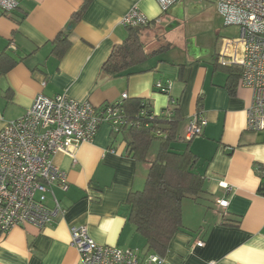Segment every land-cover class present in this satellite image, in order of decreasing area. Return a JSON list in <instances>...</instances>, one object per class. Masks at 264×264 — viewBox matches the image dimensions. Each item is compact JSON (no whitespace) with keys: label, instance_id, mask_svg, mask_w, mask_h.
Returning a JSON list of instances; mask_svg holds the SVG:
<instances>
[{"label":"crops","instance_id":"obj_1","mask_svg":"<svg viewBox=\"0 0 264 264\" xmlns=\"http://www.w3.org/2000/svg\"><path fill=\"white\" fill-rule=\"evenodd\" d=\"M133 5L151 20L140 33L145 57L110 74L102 66L126 38L128 28L120 20ZM163 14L156 0H22L12 11H0V130L24 115L39 93L94 106L121 101L126 93L154 113L166 109L171 98L178 100L177 132L183 137L178 146L198 157L203 192L201 203L186 198L191 213L185 217L182 208V229L170 240L165 262L264 264V195L258 193L264 132L246 128L252 91L235 84L231 72L238 66L229 70L217 61L218 42L212 53L187 39L186 50L172 52L173 58L167 56L171 41L148 49L143 37L148 28L161 26ZM176 24L172 19L167 28ZM61 33L67 43L56 41ZM157 81L171 82L168 93L157 89ZM196 114L207 123L200 135L187 139L186 125ZM55 162L68 179L67 190L52 188L64 211L43 228L28 224L0 234V264H82L69 243L73 225H86L95 242L131 249L141 260L154 253L128 221L125 204L130 192L144 185L149 162L126 154L122 134L113 135L103 122L74 157L58 154ZM221 198L228 200L224 208L217 204Z\"/></svg>","mask_w":264,"mask_h":264},{"label":"built area","instance_id":"obj_2","mask_svg":"<svg viewBox=\"0 0 264 264\" xmlns=\"http://www.w3.org/2000/svg\"><path fill=\"white\" fill-rule=\"evenodd\" d=\"M22 0H0V11L8 13ZM226 25L238 24L237 38L221 37L217 44V61L221 65L238 66V85L252 91L246 108V128L264 130V0H212ZM167 12L177 0H156ZM126 27L147 26L151 20L133 5L121 17ZM160 92L168 93L171 82L157 81ZM122 98L127 94L122 93ZM174 103V100H170ZM107 122L118 130L125 119L122 110L112 102L94 106L64 94H37L26 113L7 121L0 130V234L17 226H46L64 210L53 192V185L67 190L66 172L55 162L58 154L74 157L76 149L96 134ZM207 123L205 116L193 115L185 128L191 139L201 133ZM48 195L52 205L47 203ZM228 200H217L226 207ZM69 243L76 248L82 264H167L156 253L141 260L131 249L95 242L86 225L70 227Z\"/></svg>","mask_w":264,"mask_h":264},{"label":"trees","instance_id":"obj_3","mask_svg":"<svg viewBox=\"0 0 264 264\" xmlns=\"http://www.w3.org/2000/svg\"><path fill=\"white\" fill-rule=\"evenodd\" d=\"M147 26L127 27L126 38L113 48L102 69L116 74L145 57L140 33ZM65 34H59L56 41L67 43ZM227 68L235 71L233 66ZM239 71L231 72L236 85ZM230 92L233 93L231 87ZM173 100L160 113H154L147 103L136 98L112 102L121 108L125 119L118 130H112L113 135L122 134L128 156L149 162L143 188L131 191L126 200L127 219L143 236L147 249L160 256H164L173 235L182 229L183 199H197L203 192L202 177L196 169L198 157L188 146H178L183 137L177 132L179 102ZM155 139L158 147L149 160V149ZM259 172L258 193L264 195V167H259Z\"/></svg>","mask_w":264,"mask_h":264},{"label":"rangeland","instance_id":"obj_4","mask_svg":"<svg viewBox=\"0 0 264 264\" xmlns=\"http://www.w3.org/2000/svg\"><path fill=\"white\" fill-rule=\"evenodd\" d=\"M177 3L173 10L164 12L161 26L148 28L146 31L143 39L146 41L148 49L157 47L159 43L171 41L174 44L167 56L171 55L173 58L171 53H175L179 49L185 51L186 40L192 38L198 45L204 46L206 49L210 48L213 53L219 38H237L239 36L240 26L238 24L226 25L223 16L217 11L216 4L212 0H177ZM196 8L198 9L196 10ZM172 19L176 20L178 24L167 28L172 24ZM157 34H162L164 38L159 41L156 38ZM157 147L158 140L155 139L151 143L149 156L157 150ZM195 201L201 203L200 198ZM186 202H190V200L185 198L182 201L185 217L191 210L190 205Z\"/></svg>","mask_w":264,"mask_h":264},{"label":"water","instance_id":"obj_5","mask_svg":"<svg viewBox=\"0 0 264 264\" xmlns=\"http://www.w3.org/2000/svg\"><path fill=\"white\" fill-rule=\"evenodd\" d=\"M171 11V10H170Z\"/></svg>","mask_w":264,"mask_h":264}]
</instances>
